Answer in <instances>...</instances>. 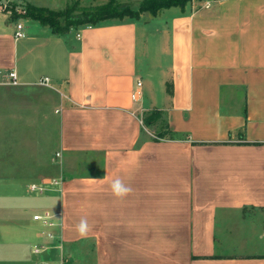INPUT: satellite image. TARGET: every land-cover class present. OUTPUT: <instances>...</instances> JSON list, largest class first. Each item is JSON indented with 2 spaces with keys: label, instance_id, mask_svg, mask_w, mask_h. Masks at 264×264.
<instances>
[{
  "label": "crops",
  "instance_id": "obj_1",
  "mask_svg": "<svg viewBox=\"0 0 264 264\" xmlns=\"http://www.w3.org/2000/svg\"><path fill=\"white\" fill-rule=\"evenodd\" d=\"M24 19L0 11V87L14 72L11 87L55 92L59 168L15 177L4 161L0 264H264V0H196L63 35ZM154 109L175 137L137 146ZM244 210L262 217L228 232ZM46 213L51 224L34 219Z\"/></svg>",
  "mask_w": 264,
  "mask_h": 264
},
{
  "label": "rangeland",
  "instance_id": "obj_2",
  "mask_svg": "<svg viewBox=\"0 0 264 264\" xmlns=\"http://www.w3.org/2000/svg\"><path fill=\"white\" fill-rule=\"evenodd\" d=\"M109 1L111 0H0V4L6 6L5 11L20 12L21 8L29 2L38 7H48L53 10L71 7L74 9V14H80L83 9L96 7ZM113 1L117 5L128 6L134 11L138 10L142 2L141 0ZM19 20L25 22L24 18H19ZM138 25L141 28L142 21L138 22ZM162 60L166 63L164 58ZM139 65L143 71L144 58L141 52ZM150 82L152 91L155 94L160 93L156 78H151ZM11 86L0 87V173L5 161L6 168L3 172L9 176L33 175L32 173L41 172L44 166L48 167V170L51 169L49 172L54 174L59 168V164L56 165L58 161L52 159L58 141L57 119L53 110L55 92L52 89L41 87L22 90ZM237 96L238 107H240L242 92L238 91ZM231 97L234 101V96L231 95ZM145 131L148 136H151L155 128L145 127ZM87 166H90V158H85L83 170L88 174L90 170ZM240 214L229 217L232 223L228 227V232L239 229L237 220L241 218L260 220L262 217L255 210H244ZM221 235L222 233L219 234L220 237ZM263 239L264 234H259L256 240L263 244ZM240 251H245V249Z\"/></svg>",
  "mask_w": 264,
  "mask_h": 264
},
{
  "label": "trees",
  "instance_id": "obj_3",
  "mask_svg": "<svg viewBox=\"0 0 264 264\" xmlns=\"http://www.w3.org/2000/svg\"><path fill=\"white\" fill-rule=\"evenodd\" d=\"M138 10L134 11L128 6L117 5L113 0L96 7L83 9L80 14H74V9L67 7L62 11H54L45 7H37L26 3L20 10L11 11V18H26L39 22L48 27L52 33L63 35L72 28L81 26H96L106 21L123 20L124 18L139 19L142 13L156 16L161 10L171 7H185L195 0H141ZM143 129L138 141L141 145L145 141L159 142L172 140L175 134L169 129L165 113L154 109L143 112L141 115ZM145 127L155 128V132L148 136ZM216 258V257H214Z\"/></svg>",
  "mask_w": 264,
  "mask_h": 264
},
{
  "label": "built area",
  "instance_id": "obj_4",
  "mask_svg": "<svg viewBox=\"0 0 264 264\" xmlns=\"http://www.w3.org/2000/svg\"><path fill=\"white\" fill-rule=\"evenodd\" d=\"M5 9H6V6H2L0 4V11H5ZM24 36H25V33H24V30H23L22 24H17V26H16V32H15V38L19 39V38H23ZM10 78H11V84L12 85H16L17 84V82H16V75H15L14 72H12L10 74ZM48 83H49V79L48 78H44L40 82L41 85H45V86H47ZM137 85H138V87H141V83H138ZM137 96H138V91L132 94V98L134 100L137 99ZM141 124H142V121H141ZM57 156H59V154H57ZM34 219L35 220H42L43 222H46V223L51 224L50 223L51 216L48 213H46V214H44L42 216H38L37 215V216L34 217Z\"/></svg>",
  "mask_w": 264,
  "mask_h": 264
},
{
  "label": "clouds",
  "instance_id": "obj_5",
  "mask_svg": "<svg viewBox=\"0 0 264 264\" xmlns=\"http://www.w3.org/2000/svg\"><path fill=\"white\" fill-rule=\"evenodd\" d=\"M112 189H113L114 194H116L117 196H124L130 191V189L125 187L122 181L119 179L113 182ZM78 230L82 236L86 235L88 231L87 222L82 220L79 225Z\"/></svg>",
  "mask_w": 264,
  "mask_h": 264
}]
</instances>
